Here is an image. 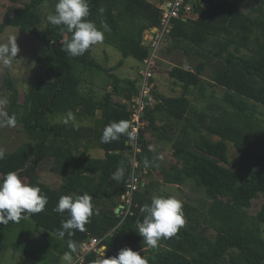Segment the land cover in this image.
<instances>
[{
  "label": "trees",
  "instance_id": "16d2710c",
  "mask_svg": "<svg viewBox=\"0 0 264 264\" xmlns=\"http://www.w3.org/2000/svg\"><path fill=\"white\" fill-rule=\"evenodd\" d=\"M47 1L30 0L19 8H8L0 23V43L8 27L34 34L44 45L36 61L46 67V74L36 78L23 102L11 74H6L10 91L7 113L17 114L16 126L23 127L29 140L0 160V180L15 171L48 197L44 211L19 223L0 224V255L9 249L20 250L22 257L42 264H63L69 239L77 243L78 253L85 241L98 238L107 247L106 258L130 247L139 252L145 249L143 257L148 264H264V204L256 215L248 213L253 201L264 197V3L245 13L235 0H193V12L172 21L168 50L184 51L197 64L192 69L174 66L165 70L166 79L174 88H181L182 94L164 97L155 89V104L148 106L143 116L139 158L143 163L152 144L145 130H159L157 121L164 123L161 129L165 132L172 126L176 129L173 137L166 133L159 137L172 142L176 160L160 168L163 180L178 186L194 182L211 205L205 214L186 205L188 228H180L171 238H161L152 248L143 244L136 232L137 221L143 219L140 208L150 204L153 195L168 196L145 186L134 197L132 214H117L132 172L129 139L122 135L118 141L105 144L100 138L110 122L131 123V103L139 93L138 76L123 78L115 71L125 59L133 58L139 73L142 62L151 56V46L145 44L144 37L160 25L158 4L165 0H88L87 19L98 27L107 23L110 30L103 42L123 57L109 70L93 57L94 46L77 57L64 50L72 34L62 31L63 26L42 25L41 10ZM164 68V64H157L154 70L158 77ZM209 69L210 79L204 80ZM95 75H104L113 87L101 98L92 90L85 93L81 89L83 82ZM68 111L80 120L93 119V126L71 121L64 124ZM60 116L62 121H56ZM229 144L238 151L233 164ZM90 145L104 150L106 157L96 160L87 156ZM45 160L52 161V172L64 177L58 189L39 177ZM121 162L125 176L117 182L111 177ZM85 192L93 197L100 215H93L85 231L60 239L57 230L68 213H56L54 207L62 195ZM211 230L215 235L209 238L206 233ZM35 237L38 245H33ZM99 259L94 251L84 264H97Z\"/></svg>",
  "mask_w": 264,
  "mask_h": 264
},
{
  "label": "clouds",
  "instance_id": "9594fccd",
  "mask_svg": "<svg viewBox=\"0 0 264 264\" xmlns=\"http://www.w3.org/2000/svg\"><path fill=\"white\" fill-rule=\"evenodd\" d=\"M90 6L88 0H58L54 14L47 16V21L53 26H63L71 33V39L65 44L64 50L71 56L77 57L85 54L90 47L101 43L105 39V32L109 31L106 22L100 27L89 19ZM20 52L17 37L10 36L7 43H0V62L5 67H11ZM9 101L7 97H0V128L16 127L17 114L9 115L6 109ZM75 122L72 111H68L64 124ZM78 127V125H76ZM129 122L120 120L110 122L105 126L101 143L118 141L122 135L129 140L135 139L129 131ZM151 149V146H150ZM6 158V152L0 148V160ZM125 176V167L121 162L116 171L112 173V179L120 182ZM48 197L43 194L39 186L25 183L15 171L7 172L3 180H0V224L9 222L19 223L21 219H28L31 214L45 210ZM54 212L63 215L66 211L68 218L61 221V228L57 230V236L64 239L74 235L75 231H85V226L90 223L93 215L99 216L100 209L94 204L93 197L85 192L82 195H62ZM143 219L137 221L136 232L143 238L142 243L155 248L161 238H171L185 225L183 202L176 196L153 195L150 204L140 208ZM22 213L24 214L22 216ZM102 242V241H101ZM68 251L62 256L63 264H77L74 254H77L78 245L75 241L68 240ZM107 247L100 244L96 250L100 257L97 264H148V260L141 252L134 251L130 247L121 249L117 256L105 257Z\"/></svg>",
  "mask_w": 264,
  "mask_h": 264
},
{
  "label": "rangeland",
  "instance_id": "374dc122",
  "mask_svg": "<svg viewBox=\"0 0 264 264\" xmlns=\"http://www.w3.org/2000/svg\"><path fill=\"white\" fill-rule=\"evenodd\" d=\"M30 0H0V23L7 12L8 8L16 9L23 6ZM238 2V5L241 10L245 13L252 12L254 8L259 7L264 0H235ZM42 15L44 17L43 24L45 25L47 21V16L49 14H54L55 12V4L52 1H47L45 5L42 7ZM10 36L17 37V44L20 48V52L18 53L16 59L12 63L11 67H5L2 62H0V97H7L9 101L10 91L6 85V74L9 72L12 76L14 85L20 91V101L23 102L25 99V94L34 88V84L36 78L39 75L46 74V67L36 61V56L38 53L44 48V45L39 42L36 36L30 32H23L18 28L8 27L4 34L2 35V43H7ZM172 43L165 44L161 51L159 52V62H164V70L161 78L157 80L160 85V93L163 96H180L182 94L181 88H174L173 85L168 78L167 72L165 70H170L174 66H182L187 69H192L196 64L197 60L191 59L188 57L184 51L175 50L169 51L168 47L171 46ZM93 57L106 69H111L117 67L119 62L123 59L122 54L114 47L105 44L104 42L98 43L93 47ZM124 65L117 68V75L123 78H133L136 73L137 62L133 58H127L124 60ZM136 67V68H135ZM105 75V74H104ZM104 75H100L102 77H98L95 75L93 77H88V80L84 81L82 84V91L85 93H89L91 90L100 98L107 92L112 90V86H110V81ZM211 76V70L209 69L203 76L204 80H209ZM103 79V80H102ZM161 80V81H160ZM108 82V84H107ZM156 82V83H157ZM106 86V87H105ZM110 86V87H109ZM218 94L221 95L222 90H218ZM6 106L5 111H7ZM100 116V112L98 113ZM62 116L57 118L56 121L61 122ZM64 118V117H63ZM65 119V118H64ZM75 122H80L85 126H93V119L85 118L78 119L75 117ZM176 129L171 131L172 135L176 134ZM159 139V137H156ZM28 134L24 131L21 125L16 127H5L0 128V148H3L5 152H13L19 146L26 143L28 141ZM161 145L157 144L155 141V145L157 148L162 149L165 148V155L161 156V161H166L163 165L159 167L158 170H154L155 177L158 178L163 176L160 171L162 166L169 167L173 162H175V158L173 157V145L172 142L164 143L161 142ZM103 152V150H101ZM158 153V151L156 150ZM95 152H93L94 155ZM92 155V156H93ZM238 156V151L234 148L232 144H229V157L230 161L233 164ZM52 160V159H51ZM52 161L45 160L40 165L39 169V177L42 182L47 184L48 186L58 189L64 183V177L60 174H56L51 171ZM159 172V174H158ZM157 173V174H156ZM148 177V175H146ZM25 183L26 181L23 180ZM170 196H176L183 202V211H185V206L190 205L192 207H197L199 213L203 212L204 214L208 211L211 200L207 198L204 191L195 186L194 182H188L184 185H180L179 187H169ZM264 204V197L260 196L258 199L253 201L251 208L248 210L250 216L256 215ZM198 213V215H199ZM185 225L182 228H188V218H185ZM200 223L203 227H207V224L204 223L203 220H200ZM209 238H212L215 235V231L211 230L206 233ZM38 236V234H36ZM263 237H264V225H263ZM37 238H34L33 245H38ZM32 245V246H33ZM34 247V246H33ZM149 247V246H148ZM142 256L145 255V249L140 251ZM144 254V255H143ZM228 261V260H227ZM229 262V261H228ZM0 264H42L37 260H33L28 256H23L20 250H12L9 249L3 254L0 255ZM224 264H228L225 262Z\"/></svg>",
  "mask_w": 264,
  "mask_h": 264
},
{
  "label": "built area",
  "instance_id": "2783aa9c",
  "mask_svg": "<svg viewBox=\"0 0 264 264\" xmlns=\"http://www.w3.org/2000/svg\"><path fill=\"white\" fill-rule=\"evenodd\" d=\"M161 12L160 25L151 28L145 33V44L151 46V56L142 62L141 69L138 75L139 93L133 97L131 103V123L129 124V131L133 133L135 139L128 140L130 151L129 160L131 163V177L127 184L126 194L123 196L124 204L121 207L120 214L126 217L132 214V206L134 204V197L141 192L144 187V176L146 175V167L141 162L139 156L142 153V144L140 142V135L145 128L143 116L148 106L155 104V82L157 72L154 70L159 59V52L165 44L171 39V32L173 28V19H178L182 16H189L194 9L193 0H165L158 4ZM103 239L91 238L85 241L81 250L74 256L77 264H84L86 257L96 251Z\"/></svg>",
  "mask_w": 264,
  "mask_h": 264
},
{
  "label": "crops",
  "instance_id": "0c3cea01",
  "mask_svg": "<svg viewBox=\"0 0 264 264\" xmlns=\"http://www.w3.org/2000/svg\"><path fill=\"white\" fill-rule=\"evenodd\" d=\"M193 17L197 18V15L194 13ZM167 44H169V42ZM171 46H172V44H171ZM171 46H169L168 49ZM173 51H175V50H173ZM160 64H165V63L164 62H160ZM136 67H135L136 68V73H135L133 78H137V76H138V65ZM160 78L161 77L157 76V78L155 80V89L158 92V94L162 95L160 93V90H159V88H160L159 82H157V80H159ZM177 88L179 89V87H177ZM164 97H166V96H164ZM168 97H171V96H168ZM163 125H164V123H161L160 121H157L156 126L158 127L159 130L153 131V130L150 129V130H145L144 131L145 134H146V137L152 143L151 144V149H149V152L146 154V159H144V161H143V164L146 167V171H147L146 175H148V177H146V175L144 176V187L150 185V186L154 187L155 191H158V192H161L163 194H166L167 196H170V194L168 193L169 192V190H168L169 187H179V186L176 185V184L165 183L164 180H163V176H161L159 174V172H158L160 177L159 178L157 176L155 177V172H154V170H158L159 171V167L161 165H163L164 163H166V161H161V159H160L161 156L165 155V152H164L165 148L155 149V148H157L156 145H155V141L159 145H161L160 144L161 142H163L164 145H165V143H169L170 142L165 137H164L163 141H160L156 137L164 136L165 133H166L167 136H172L173 137V135L171 134L172 133L171 131H173L174 128L172 126H170V127L168 126V128H167V130L165 132L163 129H161V127ZM83 146L81 147L80 152H82L84 150ZM101 150L102 149L96 147L95 145H90L89 146V150L87 152V156H89L90 158L96 159V160H103L106 156H105V151L103 150V152H101ZM156 150L158 151V153L156 152ZM93 152H95L94 155H93ZM121 199H123V197ZM120 207H122V204H119L118 208H120Z\"/></svg>",
  "mask_w": 264,
  "mask_h": 264
},
{
  "label": "water",
  "instance_id": "95a60500",
  "mask_svg": "<svg viewBox=\"0 0 264 264\" xmlns=\"http://www.w3.org/2000/svg\"><path fill=\"white\" fill-rule=\"evenodd\" d=\"M127 145H129V141H127ZM121 211V207L116 210V213L119 214Z\"/></svg>",
  "mask_w": 264,
  "mask_h": 264
}]
</instances>
